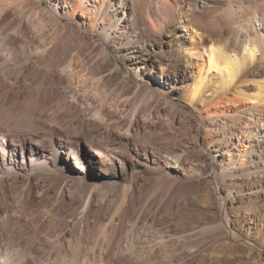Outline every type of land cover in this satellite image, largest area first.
Returning a JSON list of instances; mask_svg holds the SVG:
<instances>
[{"label":"bare ground","instance_id":"obj_1","mask_svg":"<svg viewBox=\"0 0 264 264\" xmlns=\"http://www.w3.org/2000/svg\"><path fill=\"white\" fill-rule=\"evenodd\" d=\"M51 2L61 6L54 21L60 15L68 21L64 32L39 42L34 28L41 31L42 24L33 25L34 14L17 0H0V264H174L183 257L188 260L179 264H232L226 252L236 245L232 240L252 234L246 222L253 220L256 237L264 235V79L243 93L251 106H237L241 91L233 85L236 96L226 108V90L244 66L258 55L264 59V48L254 37L234 50L210 40L188 83L176 53L173 60L160 54L156 67L150 53L134 45L170 21L177 0H155L153 9L140 0ZM191 14L184 11L182 23ZM76 23L101 45V66L110 60L108 48L121 50L127 60L149 65L161 86L122 79L114 104L89 90L72 54L80 51L76 39L84 43ZM116 70L112 65L110 72ZM213 71L218 94L206 98ZM99 76L98 87L106 90ZM181 90L194 106L206 104L193 135L206 155L177 141L170 132L175 115L166 119L153 105ZM194 161L214 165L232 203L226 223L218 220L224 204L213 189L193 181L200 177ZM200 203L216 207L212 219L200 215ZM231 222L238 232H229ZM176 238L183 242L175 244Z\"/></svg>","mask_w":264,"mask_h":264},{"label":"rangeland","instance_id":"obj_2","mask_svg":"<svg viewBox=\"0 0 264 264\" xmlns=\"http://www.w3.org/2000/svg\"><path fill=\"white\" fill-rule=\"evenodd\" d=\"M17 1L24 5V9L28 8L29 12H31V16L34 14V19H32L33 25L42 24L41 31H39L36 27L34 28L36 31L34 36H36V39L39 42H48L52 38H55L59 32L65 31V27L62 24L68 21L67 17L60 15L61 21L58 23L54 21L55 16L61 11L59 3L55 4L51 2V0ZM171 1L173 2L176 0ZM177 1L179 6L176 8L175 15L170 19V21L167 22L164 27L158 25L157 29L149 37H146L145 44L142 42L134 44L136 46L138 45L141 51L150 53V59L152 60L154 66L157 67V63L153 62V60L158 59L160 54L169 58V60H173L175 57H180V64L184 69H186V75L188 76L187 82L190 83L193 78L197 76L199 64H201L203 60L197 56L203 52V45L207 44L210 40L222 45L228 50H234L238 48L242 40L248 41L249 38L254 37L253 39L260 43V46L264 48V0ZM195 1L199 2L202 6L200 4H196L195 7ZM140 3L141 5L150 8L153 6L151 9L155 7V0H140ZM59 7L60 9H58ZM186 10L187 12L191 11L192 14L188 16V21L184 24L182 23V14ZM161 11L162 10H160V12ZM238 21H242L247 24L245 30H242L243 28L240 29V31L237 29L236 24ZM182 25H185L184 28ZM73 30L76 35L84 38V43L79 39L75 40V43L78 45L77 47L80 48V51L78 53L77 50H73L72 54H78L79 56L78 59L81 65L79 66L80 74L85 79L89 90H95L94 92L100 95H103L104 93L107 94L109 102L114 104L118 98L117 95L119 96V93L124 90V83H121L122 79L132 85L140 82L147 83L148 85L154 87L155 85L161 86L159 84L161 83V79L158 76H153L148 73L151 69L149 65L143 64V61L140 59L127 60L123 56V52H121V50L120 52H116L115 50L108 48L107 53L110 55V60L107 64L104 63L101 66V64L98 63L100 62L98 58L99 55H101V45H98L96 37H93V35L86 36L85 29L78 26L77 23L73 24ZM186 49H193V51L198 52L194 56H190L189 51ZM115 64L117 65V72H110L112 65ZM154 70L158 71L159 75L161 74L157 68ZM213 73L214 79L212 78L211 83L204 87L203 97L216 98V95L218 94L216 89L219 85V73L216 71H213ZM99 75L104 77L107 88L106 90L103 87H98V80L101 77ZM260 79H264V59L260 58L258 55L257 59H255L250 65L244 66V68L238 72L237 76L226 90V93L229 96L228 101H225L226 108L229 107V105H232L230 99L236 96V94L240 97L238 104H241H236L237 106H242V104L245 106H251L252 104L249 102V98L247 96L245 97L243 93L248 91L249 88L254 87ZM213 82L215 84H212ZM233 85H237L238 90L241 92L237 93L232 87ZM89 93H91V91ZM98 98V96L94 97V104L98 103ZM189 100L188 94H185L184 90H181V92H179L176 96H172V98L170 97L169 99L155 98L153 100V105L156 106L161 113L163 112L162 114L167 117L166 119L175 115L176 119L173 122L174 129L171 128L170 132H172V130L174 131V135L176 137L175 139L177 141L187 144L192 143L199 151H201V153L206 155L208 152L206 146L200 143L201 138H195L193 136L197 129H199V126H201V119L199 116L205 113L206 106L203 105L206 104L202 105L200 101L194 106L189 102ZM129 103V105H131L132 101H129ZM80 153H83V147H80ZM194 162H196V173L194 174H197L200 177L193 179V181L208 183L213 189L214 194L224 204L222 212H220L217 216L219 218L218 220L222 223H226L225 209L228 210L232 203H229L224 199L222 187L215 177L214 165L202 163L201 161ZM40 175L42 174H36L37 177ZM139 179H141L140 176L137 177V180ZM126 183L127 182L125 180L120 181V184L122 185ZM207 192L208 188L203 186L199 190V193L202 196H204ZM261 202L264 203V196L262 197ZM200 205L202 206V210H197L200 215L206 216L210 219L215 216V206L202 203H200ZM29 210L30 209L27 211L29 212ZM261 213L263 215L262 218H264V207L262 208ZM236 215L234 214L230 218L235 219ZM252 221H248L245 224V227L248 225L252 227V234L250 236H240L232 240L236 245L226 252V256L228 255L227 257L231 259L232 264H264V235L256 237L255 228H253L255 223ZM228 227L229 232L236 230L237 232L239 231L236 223L231 222L228 224ZM262 233L264 234V221ZM260 239L262 242H259ZM182 242L183 239L181 238L175 239V244ZM186 259L188 260L186 257L176 259L174 264H179L183 261L185 262Z\"/></svg>","mask_w":264,"mask_h":264}]
</instances>
